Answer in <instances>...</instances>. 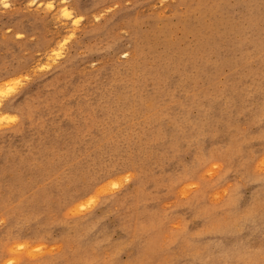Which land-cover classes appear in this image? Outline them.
Masks as SVG:
<instances>
[{
  "label": "rangeland",
  "instance_id": "rangeland-1",
  "mask_svg": "<svg viewBox=\"0 0 264 264\" xmlns=\"http://www.w3.org/2000/svg\"><path fill=\"white\" fill-rule=\"evenodd\" d=\"M0 104V264H264V0H0Z\"/></svg>",
  "mask_w": 264,
  "mask_h": 264
},
{
  "label": "bare ground",
  "instance_id": "bare-ground-1",
  "mask_svg": "<svg viewBox=\"0 0 264 264\" xmlns=\"http://www.w3.org/2000/svg\"><path fill=\"white\" fill-rule=\"evenodd\" d=\"M62 4H64V3H62ZM62 5L60 4V6H59V8L61 7ZM59 10V9H58ZM56 12H58V11H56ZM57 14H61V15H58V16H62V17H64V20L67 18V19H69V17H70V13H69V10H68V7L64 4V6H63V9L61 10V11H59ZM125 56H126V54H125ZM1 105V104H0ZM15 105V104H14ZM14 105H11V107H15ZM1 107V106H0Z\"/></svg>",
  "mask_w": 264,
  "mask_h": 264
}]
</instances>
